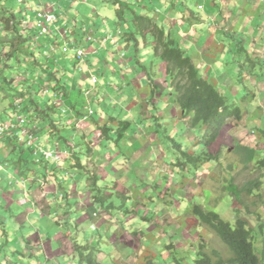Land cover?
<instances>
[{
	"label": "rangeland",
	"instance_id": "obj_1",
	"mask_svg": "<svg viewBox=\"0 0 264 264\" xmlns=\"http://www.w3.org/2000/svg\"><path fill=\"white\" fill-rule=\"evenodd\" d=\"M6 1L16 11L18 17L21 15L23 16L22 18L24 19V21H26V24H28V22L29 24L33 22V16L35 18V15H32L30 9H29L30 14H28L29 11L27 9H24L23 6L26 0L24 2H19L18 0H6ZM58 1L59 0H57V2ZM60 1L61 2L59 7L61 8V11L60 12L58 11L59 7L57 4L56 13H57V18H59L61 22L57 21L56 23L49 25L48 32H42L41 35L37 34L36 38L32 40L30 43V50L34 51L35 54L44 61V63H47L54 73L60 74L64 72L65 69L67 73L71 69L72 72L73 70H75L79 74L80 73L85 74L86 66H87V63L85 62H88V60L85 57L86 60L85 62L83 60L75 62L76 57L73 55V51H72L74 44L72 43L71 38L73 36V33H77V35H80L79 30L82 29V26L84 24H90L95 28L96 26L98 27L103 26L102 30L104 32H109V34L110 33L112 34L113 30L112 29L108 30L107 27V25L109 27L113 26V23L116 20L115 15L113 16L112 6L111 7L106 6L103 4V2H100V0L99 1L93 0L94 2L97 1L96 4L91 3L93 4L92 5L93 12H90L91 11L90 10L87 14H85V17H83L82 15H79L76 11L72 10L73 0H60ZM170 1H174V2L177 1L178 3V0H170ZM194 1H195L194 2L195 6H192V8L190 9L194 11L195 15L200 14L201 16L202 15L204 16L203 17L204 22H202L204 24H200L199 22H196V24H194L193 27L195 28V30H198V33H201L202 31H204V33L202 34L201 38L200 37L194 38V40L196 41L195 42L194 40H191L186 37L188 35L187 30H190L189 28H187V30H181L182 35L184 34L187 35L183 36V40L180 41V45L184 49L186 50L188 49V51H192L193 49L191 47L192 45L195 44L197 45V47L194 46L197 52L194 51V55L190 54L191 57L193 58L198 56L201 59V61L205 63L206 66L212 68V72H211L212 75L210 74L212 76V80L216 82L218 88L221 91L225 92L231 99H233L237 103L236 105H238L241 108L242 112L248 109V113L244 117L245 118L244 121L248 120L250 123L242 125V123L241 124L237 123L234 118L229 119L227 121V124L223 127L218 139L212 144H210L207 148L203 149V153H206L207 155L211 156V158L209 157L210 159L207 160V163L200 165L196 169L195 171L196 174L188 175L186 173L185 176L182 174V172L170 166L171 165L170 161L174 159V155H173L174 150L171 147L172 145L169 138L175 137L177 139L178 138L177 131L180 130L181 128L183 129V131L188 133L186 126H184V123L180 122L178 118L175 119L176 121H173L172 123L171 121L166 120V123H164L163 127L159 126L157 131L155 130L152 131L153 133H152L151 141L153 143L152 145H155L156 147L153 146L151 150L153 151L152 153H154L155 155L152 156L150 154L145 162L146 164L145 163L143 164L144 166L140 163L141 157L136 160V157L140 156L139 154H141V151L135 154V152L137 151L136 150L137 145H131V143L129 146L125 145L124 138H122L119 141L117 146L116 143H112V142L107 143L108 140L105 138L101 139L100 141L102 142L104 141L102 145L105 146L106 149L105 153H108V156L110 153L117 156L116 157L117 159H115V157H113L112 160L108 159V162L114 167L112 169L113 170L116 169L117 171H111L110 165H107V167L104 168V173L106 175L107 173L106 171H109L110 172L109 174L111 175V179L113 180L114 178L117 179L119 184L118 188H112L113 184L111 183V179H107L106 184L111 188L109 190L106 189V192L112 193V196L114 197V199H116V202H114L116 208H113L112 211L114 214H116L117 217L113 215L112 219L114 218L116 225H118L116 227V230H120V233H114V231L112 230V235L110 239H107L106 235H102V238L100 240L102 244L104 243L108 244L107 241L112 244V245L108 244L109 245L108 247L106 245H101L100 247L101 249L103 247V251H101L102 254L100 255L103 264H122L129 262L142 263L146 261V258H144V256H150V258L154 260L153 261L154 264H167L166 261L170 259V255L168 254L169 251L165 249H166V244L169 243L175 244V247L179 249L177 252H181L182 256L184 257V260L189 261L192 255H195V251L197 250L198 244L201 240L207 242L208 247L220 249L222 251L221 253L223 254V256H225L226 255L225 249L220 245V243H218L217 237L212 232H210L205 226H200L199 219L195 217V214L192 211L194 205H200L203 209H210L218 213L220 212V215L223 219L231 222H234L238 217H244L248 219V221L252 226L257 227V229H258L257 223L261 222L262 224H264V165L262 163L260 164L251 163V166H249V164H245L246 166L248 165L247 169H243L244 164L242 165V162H240V160L244 155L243 153L234 150V146L241 142L247 141V142H251L249 144L252 145L255 144L256 139L254 138V135L251 132V128L252 127L255 128L256 124L254 118L256 116L258 118L257 119L258 126L261 127V129H264V102H262L264 97L261 99L259 98L256 99L255 97V101H253L252 99L254 95L252 94L251 91H248L244 87V85H248L254 88V84L249 79L250 77L249 73L251 74L254 68H255L254 69L255 73L264 75V64L262 63L264 61H261L264 60V53H262V55L259 54L256 58L255 57L256 54H254V50L252 48L254 47V43L251 44L248 43V48L251 49L252 52L248 56L249 57L254 56V59H248V57L243 56L245 54L242 55L239 54V56L238 54H236L235 57H233L234 54L232 56V53L229 50L230 49L229 46H231L230 44L231 42L229 43V39L227 38L225 39L223 36L225 30L236 31L239 36H243L245 31L250 32V30H253L254 27L258 25V23L262 26L263 29L264 0H242V5L246 1H248L250 5L248 8H246L245 6H241V8L238 9L239 12L238 14L235 13L236 8H233L234 10L232 9L231 11L232 15H229L230 18L228 22V24L232 27L231 28L228 27L225 28V30H223L224 26H226L227 24L225 23L223 24L222 21L221 24H223L222 25L223 27H221L220 24L217 23L214 25L216 27L214 31H212V29L207 30V27L209 25L214 24L213 19L211 21H209L208 19L211 13L215 17H217V13H216L217 11H215V9L210 8V5L208 4L209 0H194ZM67 3L68 6L66 7ZM199 3H201V5L202 3H207V5L206 7L201 9V7L198 8ZM223 7L229 8L226 2ZM223 12L224 11L222 9V13ZM185 13H186V17L190 18V14L187 11ZM101 17H106L105 23ZM238 20L242 22V24L240 23L241 25L239 26L236 25L238 24ZM236 27L238 28V30ZM34 28L35 30L40 29L38 26H34ZM3 32H4L3 27L2 24L0 23V36L3 35ZM83 32L84 31L81 30V33ZM260 36L261 34L259 35V37ZM113 37L117 39L116 42H118V46H116L115 49L113 48L114 54L109 55L111 57L109 59V63L112 65V67L106 64L104 66V64L101 63L100 67L95 68L93 70L94 73H91L94 74L96 77L95 82L91 80V74L88 76L90 82L87 83L88 84L87 86L93 88L94 87L101 88L100 89L101 92L99 96L100 102L98 103L96 101L98 96H95L94 100L90 99V93H88V89H86L83 94L84 97H86L87 99H89V101L92 102L94 112H96V110L99 109L100 117H102V120L100 121L101 123L105 122L104 119L105 115L109 116L111 115L112 112L115 113L114 116H117V118L121 120H128L126 111H122L121 109L115 110L114 107L117 105L118 102L117 100L125 99L126 96H128V98L132 97L131 99L137 101L136 99H138V96L139 95L142 96L143 89L141 88V85H146L147 87L150 85L144 82L143 83L138 82V80L141 79V77L138 75L140 73H138L137 71L141 72L140 70L142 67H146L149 71H151L152 65L150 64L156 58L153 55L151 49L144 50V47L142 46L141 48L142 59L140 58L142 66L141 64H138L141 67L137 68L136 63L131 61V64L128 65L129 67L125 69L124 66L126 64L123 63L126 61L128 62L130 61V59H132L133 49L130 48V52L128 53L126 47L119 46L121 45L120 41L123 42V40L115 35H113ZM65 38H68V40H66ZM217 41H219V43H223L227 47V50L223 51L219 46L216 47L215 45L217 44ZM70 42L71 45L67 47V45ZM257 45L258 44H255V46ZM63 46H66L70 50L63 51ZM142 49L145 52L142 51ZM122 51H124L125 55L120 54V52ZM216 51L218 52V55L217 56L215 55L214 58V54ZM72 58L74 60V64L72 63L73 62ZM253 60H255L254 63ZM64 61L66 62V65L61 64V62ZM53 66L60 69V71L56 72ZM156 67L161 68L160 75L162 74V78H163V79L160 78L157 83L159 84L160 87H163L165 85L168 88V92H169L170 89L165 81L166 78L162 71L163 62L157 59L156 64L152 66L154 72L158 71ZM201 67L200 70L203 73H205L206 68L205 67L201 68ZM37 70H41V69L37 67ZM72 72L70 71L71 74ZM120 72L123 73L122 75L128 76V79L126 78L127 84L123 86H121L122 84H120L121 88L119 91L121 93L117 94L116 92L118 88L117 85L120 81L118 73ZM224 72L228 73L229 80L231 81V83L226 87L222 86V84H224L222 81L224 80L221 79L224 77V76L222 77V73ZM39 76L43 78L42 75ZM157 77H158V72H157ZM17 78L20 79L21 76H18ZM241 78L242 81H239V79ZM256 79H258V77H256ZM110 80L112 81V83H109ZM154 80L155 82L157 81V79ZM38 82L33 81V86L29 89L32 91L35 85L36 86L38 85ZM130 82L131 84H129ZM42 84H43L42 87L44 86L43 89L45 88V86L46 87L49 86L48 82H45L44 80ZM54 86L58 88V85L55 84ZM126 86L128 87L127 89H130L131 91L126 92L127 89H123ZM233 87L235 88L236 93L235 91L231 92ZM149 88L150 89H149L148 97H151L150 96L151 87ZM132 90L134 91V93L137 92V96L134 95V93H132ZM77 96L79 97V94H77ZM159 96H162L161 98L163 97L167 98L169 95H165L164 93V94H160ZM68 97L69 96H66L65 98L60 97V102L61 104H63L62 106H66L70 104L69 101L67 100ZM57 99H59V97ZM139 100H141V97L139 98ZM82 101L83 100H80L79 103H81ZM126 101H127L126 105L128 106L129 99H125V102ZM154 101L158 102L157 98H155ZM261 104L263 105V108ZM160 105L162 104L160 103ZM152 109L154 110L153 103H150L148 111L151 112ZM103 112H107V114L102 116ZM11 113L12 112L10 110L9 113L1 112L0 117L1 115H3L4 117L3 120L7 119V122L9 123L16 122V115L10 116ZM170 113L175 114V110L174 109L171 110ZM146 115L150 116V114H146ZM154 120L155 118L154 119L151 118V121ZM107 125L113 126V124L111 123H107ZM136 126L138 127V125ZM160 128L162 130H159ZM68 129L69 130L66 131L67 133L72 131L73 124L71 126L70 124H68ZM95 131H98L97 135L99 136L100 129H97ZM126 131L127 129L125 130V132ZM255 131L256 134L260 137V141H261V145H259L261 146V148H259L258 152L264 155V136L260 130L255 129ZM133 134L134 133H131L130 135L133 136ZM41 135L42 137H46V135L43 134ZM141 137L142 135L138 134L137 138L141 139ZM180 137L182 139H185L184 136H182V134L180 135ZM165 138L168 140H166ZM93 142L96 145L94 146L95 150H98L101 146V143L96 140H94ZM159 142H161V144ZM137 144L139 145L140 142H138ZM106 145L108 146L107 148ZM157 146H160L162 152L161 150H158ZM167 152L168 154L170 152V154L166 155ZM100 153L102 154V151H100ZM206 154L205 156H207ZM213 155L214 157L216 156L217 157L214 158ZM257 157L259 158L260 156L258 155ZM0 158H1V152H0ZM6 158H8L11 163L12 161L18 160L17 156H14L13 153H10L9 156H6ZM103 159L104 157L101 156V161ZM116 161H118L117 164L115 163ZM230 163L233 164V167H230ZM15 164L16 165L14 166L13 163L12 164L8 163V165H11V167L14 166L13 169L11 170L14 171L13 175L16 177V178L11 177V179L9 178V180L6 179V182L4 181L3 184H6L9 188L11 187L12 184L27 183V185L30 186L31 184H29L30 182L28 180L37 179V176L40 175L39 165H37L36 163L34 164L33 161L31 160L28 161L27 164L29 170L23 168L26 165L25 163H23V161H21L18 164L17 163ZM140 164L143 166V168L138 167ZM239 165L240 167H238ZM123 166L125 167L134 166L136 172H127V170L125 172L124 171L125 167ZM145 166L148 167V168L146 167L147 168L146 170L144 168ZM18 167H22L21 168L22 171H18ZM166 168H168V171L166 170ZM71 169L73 170L72 172L73 175L68 174L66 170L65 171L61 170L57 172L55 179H57L58 182H62V184L73 183V186L75 184L80 185L83 179L82 178L83 175L80 173L82 167L74 166ZM104 173L100 174L99 176L100 180L103 179ZM147 173H149V175ZM200 175L205 177V180L200 179L201 178ZM22 177L24 178V181L20 180V178ZM52 177L54 178L55 175H52ZM145 179L147 184H144L142 181ZM257 179H260V184L257 188H254L252 193L248 194L244 190H239V188L241 189V187L245 185L248 181H258ZM15 180H17V182ZM230 183L237 186V190H239L238 193L234 192L236 190L230 186ZM36 184L37 181L34 182V185ZM155 184H161V186L154 187ZM163 184L164 185L168 184L169 187L170 184H172L173 191L168 189L169 187L167 185H165L163 189L162 188ZM178 184L181 187L183 184H185V186L181 188L180 186H178ZM203 187L208 189V191L205 190ZM179 188H181L180 194H178L177 192ZM200 188H203L202 191L199 190ZM77 192L82 193L83 191L82 189H79ZM86 192L88 196L87 197L88 201L86 202V204H89L91 203L89 202L90 193L88 189H86ZM128 198L130 200H128ZM139 198L140 200L142 199L140 203L138 200ZM130 201L131 204H129ZM126 203L128 205H126ZM11 205H16V204H11ZM131 206L136 207L134 213H132L131 211L132 209ZM13 207L19 209L17 206L16 207L13 206ZM178 207L179 208L181 207L182 215L175 210ZM234 209L237 211V213L235 212ZM1 210L5 212L4 209ZM58 210H60L58 212L59 220H62V217L65 214V210L63 207H61ZM80 213L81 212L76 211L75 214L70 219L72 223H68L67 225L61 224L60 230L66 232L68 231L67 227H69L71 233H81L80 238H82V234L87 233L83 231L84 228L87 227V229L88 228L90 229V227L88 226L91 222L90 219H88L87 222L75 225L74 224L76 220L75 218L78 216L77 214ZM99 215H100L99 217L97 216L98 218L94 217L95 222L98 220H102L103 216L101 214ZM127 215L133 216V218H135L136 216L143 217V215H145L148 220L140 221L138 224L133 222L132 225L138 226L137 227L138 229L132 230L128 226L129 221L126 218ZM27 226L28 228L30 227L28 223ZM119 226H124L126 232H128V237H126L125 232L122 231L121 229L122 227L120 228ZM130 231L133 232L137 231L138 237L132 235L133 232ZM91 235L92 234L87 233V237H89V240L91 237L92 238L94 237ZM113 236H115V239H113ZM127 240L130 241V244H133L130 247L132 255L125 254L126 248L123 247L124 246L123 243L124 241ZM148 240L149 241L151 240V244H149ZM134 243L136 244L134 245ZM257 250L259 251L264 250V235H262L261 239L259 240V244L257 245ZM2 263L4 264V261H2Z\"/></svg>",
	"mask_w": 264,
	"mask_h": 264
},
{
	"label": "crops",
	"instance_id": "obj_2",
	"mask_svg": "<svg viewBox=\"0 0 264 264\" xmlns=\"http://www.w3.org/2000/svg\"><path fill=\"white\" fill-rule=\"evenodd\" d=\"M127 1H129L130 4L134 8H136L137 11L144 12L150 9L153 10L152 12H153L154 18L156 19V22L159 25L165 27L167 30H169L172 36L178 38L179 41L183 40V36L187 35V34L182 35L181 30H187V28H189L190 30H187L188 35L186 37L191 40H194V38H197V37L201 38L202 34L204 33V31H202L201 33H198V30H195V28L193 27L194 24H196V22H199L200 24H204L202 23L204 22V19H203L204 16L203 15L201 16L198 13H197L198 15H195L194 11L192 10V14H194L195 16L194 18L198 17V19L194 20L193 17L187 18L186 13H185L186 11L184 12V10H186L187 8L190 9L192 8V6H195L194 0H182V1L178 0V3L177 1L174 2L170 0H127ZM60 2H61L60 0L58 2L57 0H26L23 6H24V9H27L29 11L28 14H30V10H31L32 15H35V10L39 4L46 3V5L48 6L51 5L53 8L56 9L57 8L56 5L58 4V7H59ZM72 2H73L72 10L76 11L79 15H82L83 17H85V14H87L90 10H91L90 12H93V8H92L93 4L91 3H95V4L97 3V1L94 2L93 0H73ZM100 2H103V4L106 6H109V7L112 6L113 16L115 15V19H116V11H115L116 5L112 3L113 0H100ZM208 2H209L208 4L210 5V8L215 9V11H217L216 12L217 17H215L211 13L208 19L209 21H211L212 19L214 20L213 22L214 24H211L207 27V30L212 29V31L216 29L214 25L217 23L220 24L221 27H223L222 25L224 23L227 24L226 26H224L223 30H225V28H228V27L231 28L232 26H230L228 22L230 18L229 15H232V12H231L232 9L236 8L235 13L238 14L239 13L238 9L241 8V6H245L246 8H248L250 5L248 1H246L247 3L245 2L242 5V0H209ZM225 2L229 6V8L223 7L225 5ZM206 5L207 3H202V5L201 3H199L198 8L201 7V9H203L204 7H206ZM67 6H68V3L66 7ZM222 9L224 11L223 13H222ZM58 11L59 12L61 11L60 7L58 8ZM101 18L105 23L106 17H101ZM222 21H223V24H221ZM59 22H61L60 19H59ZM240 23L242 24V22L238 20V24L236 25L239 26L241 25ZM29 25L32 30L35 29L34 26H36V19L34 18V16H33V22ZM89 25L90 24H84L82 26V29L79 30L78 28L80 35H77V33H73V36H72V38L75 39L77 46L82 47L84 51L87 52L88 62H87L85 74H81V73L79 74L75 70H73L72 72L71 69L70 71L72 72V74L70 73V71L66 73V69H65L64 71L65 79L63 80V82L65 83V86L67 87L66 96H69L67 100L69 101L70 104L63 106V108H64V115H65L64 118L66 122H68L70 126L73 124V130L70 131L69 133L66 132V135L69 138V140L72 143H74V145L72 143L71 144L73 145L74 149L78 151L79 159L82 161L83 164L88 165V167L90 168H94L96 172H98L99 174H103L104 168H106L107 165H110L111 171H117L116 169L113 170L112 168L114 167L108 162V159L112 160L113 157L117 159L116 158L117 156L111 153H110L111 155L109 154L108 156V153H105L106 152L105 146L102 145L104 141L103 142L100 141L104 137L98 136L97 135L98 131H95V130L100 129V127L107 122V119H108V123L115 125L116 124L115 121L110 119L111 116L115 117L114 116L115 113L112 112L111 115L108 116V115H105L107 114V112H103L102 116L105 115V118H104L105 122H102V123L100 122L102 120V117H100L99 109L93 113L92 117L82 119V114H84L86 111V97H84L83 94L86 89H88V91L91 90L90 99L94 100L95 96H98L96 101L98 103L100 102L99 96H100L101 88L100 87L93 88V87L87 86L88 85L87 83L90 82L88 76L91 73H94L93 70L97 67H100L101 63H103L104 66L106 64L112 67V65L109 63V59L111 58L109 55L114 54L112 43L114 39L115 40L117 39L114 37L106 38V32L102 30L103 26L102 27L96 26L95 28L92 25H90L89 27ZM107 27H108V30L109 29L113 30L112 35H115L118 37L117 31L123 30V28L125 27V23L123 22L122 25H113L111 27L107 25ZM81 30H83L84 32L81 33ZM35 31L37 32V30ZM246 32L247 31L244 32L243 38L249 44L254 43V51H255L256 56L257 54L259 55V54L264 53V28L262 29V26L258 23V25L255 26L253 30H250V32H247V33ZM260 34L261 36L259 37ZM223 36L226 39L225 33ZM120 44L121 45L119 46L124 47V43L122 41H120ZM255 44H258V45L255 46ZM194 46L197 47L196 44L192 45L191 46L193 48L192 51H188L187 49L188 54L194 55V51L197 52ZM215 46L216 47L219 46L223 51L227 50V47L223 43H219V41H217V44ZM130 48L133 49L132 59H130V61L128 62L126 61L127 63L126 62L123 63V64H126L125 66L123 65L125 69L129 67L128 65L131 64V61L135 62L136 66L138 67L139 66L138 64H140L139 61H141L140 58L142 59L140 48L138 49V51L136 50L134 51V47H131L130 45V47L126 48L128 53L130 52ZM145 49L150 50V47L149 46L144 47V50ZM144 50L142 49V51ZM230 52L232 53V56H233V52L231 50ZM215 55L216 56L218 55L217 51L214 54V58H215ZM193 59L199 68L200 74L204 77H207L213 83L216 84V82L212 80V76H211L212 68H209L208 66H206L205 63L201 61V59L198 56L193 57ZM72 61H73L72 63L74 64L73 58H72ZM61 64L66 65V62L65 61L61 62ZM154 64H156V59L154 60ZM200 67L206 68L205 73H203L200 70ZM156 69L158 71L154 72V79H157L156 81L157 83L160 78L161 79L163 78H162V74L160 75L161 68L156 67ZM254 69L252 70V73L250 74V77H249L250 81L254 84V88L248 85H244V87L248 91H251L252 94L254 95L252 99L253 101H255V97L256 99L257 98L261 99L264 97V83H261L263 82L262 80H264L263 78L264 75L255 73ZM137 72L140 73L138 75L142 79V80L139 79L138 82L139 83L144 82L148 84V82L146 81V77L144 75L145 74L144 71L143 72L137 71ZM157 72H158V77H157ZM122 74L123 73L121 72L118 73L120 81L117 85L118 86L116 90L117 94L121 93L119 91L121 88L120 84H122L121 86L127 84L128 76H125ZM222 77L223 78L221 79L224 80L222 81L224 83L222 84V86H225V87L228 86L231 83V81L229 80L228 73L226 72L222 73ZM256 77H258V79H256ZM239 81H242V78L239 79ZM109 83H112V81L110 80ZM129 84H131V82ZM127 88L128 87L126 86L123 89H127ZM141 88L143 89L144 96L143 94L142 96L139 95L138 99H136L137 101H135L134 99H131L132 97L128 98V96H126L125 99H129L128 106L126 105L127 101L125 102V99H121V100H117L118 101L117 105L114 108L115 110L121 109L122 111L127 112L126 115L128 116V121L130 122V128H128L124 134V137H123L125 140L124 144L127 146H129L130 143L131 145H137V149H136L137 151L135 152V154L139 153L140 151H141V154H139L140 156L136 157V160L141 157L140 163L143 165L146 162L150 154L152 156L155 155L154 153H152L153 151L151 150L153 146L156 147L155 145H152L153 144L151 141L152 133H153L152 131L154 130L157 131L159 126L163 127L164 123H166V120H169L172 123L173 121H176L175 119L178 118L180 122L184 123V126H186V129L188 127V124L184 119L180 118L181 112H179L178 107L173 105L172 96L170 95V92H171L170 88L168 92V88L165 85L163 87L159 86L160 90L162 91L161 92L156 91L154 93L153 99L157 98L158 102L152 101L154 103L153 104L154 110L152 109L151 112L148 111V108L151 102L146 103L144 100L145 98L148 97L150 88L149 86L147 87L146 85H141ZM128 91H131V90L127 89L126 92ZM233 91H235L236 93V90L234 87L231 92ZM132 93H134L133 90H132ZM164 93L165 95H169V96L167 98L166 97L161 98L162 96H159V95L164 94ZM77 94H79V97L77 96ZM134 95L137 96V92H135ZM140 97H141V100H139ZM80 100H83V101L79 103ZM262 102H264V99L262 100ZM160 103L162 105H160ZM90 104H91V107L93 108L91 101H90ZM173 109L175 110V114L170 113L171 110ZM146 114H150V116ZM154 114L158 116V121L161 123H157L155 120L151 121V118L152 119L155 118L153 117ZM254 119H255V124H256L258 121L256 118ZM247 123H250V122L247 121ZM136 125H138V127ZM161 128L159 130H162ZM68 130L69 129L67 127V131ZM131 133H134L133 136L130 135ZM34 134H35L34 136L36 137L37 141L46 147L56 146L58 148H67L66 143H64L63 140L56 142V137L54 136H49V135H46L44 133H39V132H35ZM41 134L46 135V137H42ZM138 134L142 135L141 139H138L139 137L137 138ZM181 134L182 136H184L185 139H182L180 137ZM189 134L191 133L190 132L186 133L181 128L180 130L177 131V135L179 138L177 139L183 142L185 141L188 142ZM94 140L101 143V146L100 148L98 147L99 148L98 150H95L94 146L96 145L93 142ZM76 142L80 143V146L77 145ZM111 142L115 143L112 139H109L107 141V143H111ZM138 142H140L139 145L137 144ZM83 143H86V145H84ZM118 143H116V146L118 145ZM159 143L161 144V142ZM86 146L88 147L89 150H87ZM107 147L108 146L106 145V148ZM157 147H158V150H161L162 152V149L160 148V146H157ZM9 148L10 146H9L7 139L5 137H0V152H1V158H3V159L0 158V264H3L2 261H4V264H77L78 259H77L76 253L73 250L75 242L81 241L82 243L85 241H89V242L96 241L100 246L106 245L108 247L109 245H112L108 241L107 243L109 245L106 243L102 244L100 240L102 238V235H106L107 239H110L112 235V230L114 231V233H120V230H116V227L118 225H116L114 218L112 219L113 215H115V217L117 216L116 214L113 213V211H111L109 214L100 213L103 216L102 220H98L95 222L94 217H97V216L99 217L100 215L94 214L93 216H89L87 214L86 207L89 206L90 203L86 204V202L88 201L87 200L88 196L86 192L87 184L85 182V178L82 177L83 179L80 185L75 184L74 186H73V183L62 184V182H58V180L55 179L57 172L61 170H64V171L66 170L68 174L73 175L72 173L73 170L71 168L74 166V163L76 162L74 161V156H72L71 154L65 155L59 165L53 164L52 166L51 162L50 163L42 162L41 165L40 163H38L37 165H40L41 167H39L40 175L37 176V179L28 180L30 182L29 184H31L30 186H28L27 183L26 184H12L11 185L12 190H11V187L9 188L6 184H3L4 181L6 182V179L9 180V178L11 179V177L16 178L13 175L14 171L11 170L13 169L14 166L11 167V165H8L9 162L6 160V156H9L10 154L9 151L11 150ZM100 151H102V154L100 153ZM169 154L168 152L166 153V155H169ZM14 156H16V154H14ZM101 156L104 157L102 161H101ZM22 158H25V154H23ZM117 162L118 161H116L115 163L117 164ZM141 164L138 167L143 168L144 165L142 166ZM146 167L147 166L144 167L145 170L148 168ZM126 170L127 172H136L134 166L125 167L124 171L126 172ZM166 170L168 171V168H166ZM18 171H22V169ZM106 172H107L106 175L104 173L103 179L101 180L103 185L104 184L106 185L107 179H111V175L109 174L110 172L109 171H106ZM147 174L149 175V173ZM52 175H55V177L53 178ZM146 179L142 180L144 184H147ZM20 180L24 181V178L22 177L20 178ZM34 180L37 181L36 185H34V182H35ZM15 181L17 182V180ZM57 183H60V184H57ZM111 183H113L112 188H118L119 184H118L117 179L115 178L114 180L111 179ZM165 185L168 186V184H165ZM165 185L164 184L162 185L163 189ZM156 186H161V184H155L154 187ZM178 186L180 185L178 184ZM184 186L185 184H183L182 187L181 186L180 187L183 188ZM181 188L177 190L178 194H180ZM203 188H200L199 190L202 191ZM79 189H82L83 192L78 193L77 191ZM168 189L173 191V185L170 184V187ZM204 189L208 191V189L206 188ZM129 198L128 200H130ZM112 199L116 202V199H114L113 196H112ZM138 200L140 203L142 199L140 200L139 198ZM131 201L129 204H131ZM11 204H16V205H11ZM126 205L128 204L126 203ZM13 206L15 207L17 206L19 209L14 208ZM61 207L64 208L65 214L62 217V220H59L58 212L60 210L58 209H60ZM131 208H132L131 209L132 213H134L136 210V207L131 206ZM1 209H4L5 212L2 211ZM175 210L179 214L182 215L181 207L180 208L178 207ZM76 211H79L81 213L77 214L78 216L75 218L76 220L74 224L75 225L81 224V223L87 222V220L90 219L91 223L88 226L90 227V229L89 228L87 229L86 227L84 228L83 231L92 234L91 236H94L93 238L91 237L92 239L90 238L89 240V237H87V233L82 234V238H80L81 233H71L69 227H67L68 231L66 232H64L63 230H60L61 224L67 225L68 223H72L70 219L72 218V216L75 214ZM126 218L129 221L128 226L132 230L138 229L137 228L138 226L132 225L133 222L138 224L140 221L148 220L145 215H143V217L136 216L135 218H133V216L127 215ZM27 223L30 225L29 228L27 226ZM119 227L120 228L122 227L121 228L122 231L125 232L126 237H128V232H126L124 226H119ZM130 232H133V231H130ZM134 236L137 237V235H134ZM113 239H115V236H113ZM135 244L136 243H134V245ZM149 244H151V240L149 241ZM123 245H124L123 247L126 248L125 254L130 255L131 254L130 247L133 244H130V241L127 240V241H124ZM174 247H175V244H174ZM175 250H179V249L175 247ZM6 252L8 255L6 254ZM101 254L102 253L100 252L98 255L100 260H101L100 258Z\"/></svg>",
	"mask_w": 264,
	"mask_h": 264
},
{
	"label": "trees",
	"instance_id": "obj_3",
	"mask_svg": "<svg viewBox=\"0 0 264 264\" xmlns=\"http://www.w3.org/2000/svg\"><path fill=\"white\" fill-rule=\"evenodd\" d=\"M112 3L116 5V20L113 25L125 23V27L118 34V38L123 40L124 47L128 48L133 45L134 51H138L142 46H149L156 57L155 59L163 62L162 71L166 78L165 81L171 89L172 103L181 112L180 118L188 121L187 129L191 133L190 136L188 135L189 143L187 144L174 137L169 138L175 151L174 154L177 155L174 165L190 172L193 167L211 158L203 153L202 149L207 148L218 139L227 121L232 118L242 121L248 111L242 112L241 108L236 105L237 103L221 91L217 84L200 74L194 59L180 45L181 40L173 37L169 30L156 22L153 10L137 11L127 0H113ZM185 11L190 14V18L198 19V17L194 18L191 9L187 8ZM22 17V15L17 16L16 11L6 0H0V23L4 31L0 36V113H9V110L22 112L28 118L26 125L28 128L30 127L29 133H44L56 137L58 141L63 140L69 145L71 155L76 160L74 166L82 167L83 170L81 169L80 173L87 181L91 202L86 207L87 214L89 216L100 213L109 214L113 208H116L112 193L106 192V189L109 190L110 187L100 183V177L94 168L82 163L78 151L72 147L74 143L65 135L68 122L64 118L60 102V97H65L67 94V87L63 82L65 73H54L47 63H44L34 51L30 50V43L36 38L38 32L35 29L32 30ZM224 33L229 39V43L231 42L229 48L234 57L236 54H245L243 56L248 59H254V56H248L252 52L243 36H239L236 31L225 30ZM252 48L254 50V47ZM257 56L255 57L257 58ZM254 62L255 60H253ZM139 63L142 66L141 61ZM262 63L264 64V62ZM150 65L153 66L154 61ZM152 66L151 71L146 67H142L140 70L144 71L146 81L151 87V97L144 99L146 103H153L154 93L162 91L153 78L154 69ZM37 67L41 70H37ZM53 67L56 72L60 71L57 67ZM16 75L21 78H17ZM39 75H42L43 78ZM43 80L49 85L44 89V86L42 87ZM33 81L39 82L31 91L29 88L33 86ZM55 84L58 85V88L54 86ZM58 97L59 99H57ZM153 117L157 123H161L156 114ZM110 119L116 124L107 125V119V122L100 127L99 136L118 143L123 138L125 130L130 128V122L121 120L117 116H111ZM6 121L7 119L3 120V115H1L0 122ZM1 137L7 139L11 149L9 153L16 154L18 158L17 161H12L14 166L15 163L23 161L26 164L23 168L29 170L28 151L15 142L16 138L13 134L6 131ZM76 144L80 146V143L76 142ZM83 144L86 145V143ZM199 146L201 147L200 151L193 149ZM87 150H89L88 147ZM23 154H25V158H22ZM252 156L253 154L250 155L251 158ZM6 160L12 164L9 159L6 158ZM40 165L39 167H41ZM21 168L18 167V170ZM230 186L236 190H233L234 192L238 193L239 190H244L250 194L259 184L250 181L239 190L234 184H230ZM192 211L199 219L200 226H205L217 237L218 243L224 247L226 255L223 256L220 249L208 247L207 242L201 240L195 255H192L188 261L184 260L181 252L175 250L174 244L169 243L166 244L165 249L169 251L170 255V259L166 261L167 264H264V250H257L259 240L264 235V224L257 223V229L244 217H238L234 222H231L223 219L218 212L203 209L200 205H194ZM235 212L237 213L236 210ZM133 235L138 237V232L134 231ZM100 247L96 241L75 242L73 250L78 259L77 264H103L98 257L99 253L103 251V247L102 249ZM144 258L146 261L142 263L122 264H154V260L150 256H144Z\"/></svg>",
	"mask_w": 264,
	"mask_h": 264
},
{
	"label": "clouds",
	"instance_id": "obj_4",
	"mask_svg": "<svg viewBox=\"0 0 264 264\" xmlns=\"http://www.w3.org/2000/svg\"><path fill=\"white\" fill-rule=\"evenodd\" d=\"M19 2H24V0H18ZM42 11H51L52 13H54L55 14V16H56V18H55V20H54V22L53 23H51V24H54V23H56L57 21H59V18H57V13H56V9L55 8H53L51 5L50 6H48V5H46V3H42V4H39L38 6H37V8H36V10H35V19H36V26H38V21H39V19L40 18H38V13L39 12H42ZM51 24H49V25H51ZM49 25H48V28H47V31H45V32H48L49 31ZM39 28H40V26H38ZM37 32H38V35H41L42 34V31H41V29H39V30H37ZM63 32H65V31H63ZM121 31H117V34H119ZM106 38H113V35L110 33L109 34V32H106ZM66 40H68V38H65ZM71 40H72V43L74 44V47H73V49H72V51H73V55L76 57V60H75V62H78V61H81V60H83L84 62L86 61L85 60V57H86V59H87V53L84 51V49L82 48V47H79V46H77V44H76V42H75V39L73 40V38H71ZM71 45V42L69 43V46ZM116 46H118V42H116V40L114 39L113 40V43H112V47L115 49V47ZM63 48H64V46H63ZM67 50H70V49H67ZM66 50V51H67ZM78 50H81L82 51V59H80V57H78V55H77V51ZM64 51V50H63ZM120 54L121 55H125L124 54V51H122V52H120ZM85 63H87V62H85ZM249 75H250V73H249ZM92 76H94L95 77V75L94 74H91V80H92ZM96 78V77H95ZM93 81V80H92ZM263 81V80H262ZM94 82V81H93ZM264 82V81H263ZM88 93H90L89 91H88ZM254 97V96H253ZM63 98H65V97H63ZM87 99V98H86ZM231 99V98H230ZM231 100H233V99H231ZM63 105V104H62ZM260 106V105H259ZM62 108H63V106H62ZM255 108V107H254ZM263 108V107H262ZM247 111H248V109H247ZM20 114V115H22L23 117H24V123L23 124H21V125H19V126H17L18 125V121H17V114ZM63 113H64V108H63ZM93 113H94V111H93V108L91 107V104H90V101H89V99H87V101H86V111H85V113L84 114H82V119H86V118H90V117H92V115H93ZM12 115H16V122H0V124H2V125H4V124H9V125H16L15 127H9V128H7V129H5L4 131H2V133H0V137L7 131L9 134H15L14 136H15V138H16V143H18L20 146H23V148H24V150H27L28 151V153H29V157H28V159L30 158V160L32 161L33 160V163L35 164H38V163H40V164H42V162L43 163H53V164H56V165H59L60 163H61V161H62V159H63V157L65 156V155H67V154H71V152H70V146L69 145H67L66 144V146H67V148H58V147H56V146H51V147H46V146H44V145H42L40 142H38L37 141V139H36V137L34 136L35 134H33V133H29V131H30V127L28 128L27 127V125H26V123H28V119H27V117H26V115L24 114V113H22V112H14V111H12V113L10 114V116H12ZM256 119H258L257 118V116L255 117ZM244 119L245 118H242V121H236V119H235V121L237 122V123H242V125H244V124H247V121L248 120H245L244 121ZM186 122H187V124H188V121L187 120H185ZM227 124V123H226ZM225 124V125H226ZM188 128V127H187ZM255 129H258V130H260L261 132H262V134H263V136H264V129H261V127H259L258 126V122L256 123V125H255V128H251V132H252V134L254 135V138L256 139V141H255V144L254 145H252V144H249V143H251V142H241V143H238V144H236L235 146H234V150L235 151H237V152H241V153H243V157L241 158V160H240V162H242V165H243V169H247V166L245 165V164H249V166H251V163H258V164H260V163H262L263 165H264V155H262V153H260V152H258V150H259V148H261V146H259V145H261V141H260V137L256 134V131H255ZM29 135H31L32 136V145L31 146H27L26 145V141H27V138H28V136ZM175 138V137H174ZM176 139V138H175ZM176 140H178V139H176ZM60 141V140H59ZM181 141V140H180ZM56 142H58V140L56 139ZM183 143H185V144H187V143H189V142H183ZM70 144H71V142H70ZM171 145H172V143H171ZM239 146V147H238ZM38 147H41V148H43V149H47V150H50V151H52L53 153H55L56 155H58V159H52V160H45L43 157H41V155L38 153ZM72 147H73V145H72ZM172 147V146H171ZM74 148V147H73ZM173 148V147H172ZM195 151H200L201 150V147L199 146V147H195V148H193ZM203 149H205V148H203ZM203 149H202V151H203ZM173 150H174V148H173ZM172 150V151H173ZM254 152V153H251V152ZM260 153V154H259ZM253 154V156H252V158L250 157V155H252ZM173 155H174V159L172 160V161H170V166H172V167H174V168H176L178 171H180V172H182V174L185 176L186 175V173L188 174V175H191V174H196L195 173V171H196V169L200 166V165H202V164H204V163H207V161H204V162H201V163H199L198 165H196L195 167H193V169L190 171V172H186V171H184V170H182L181 168H179L178 166H175L174 165V163H175V158H177V156L174 154V151H173ZM218 155H219V152H218ZM260 156L259 158L257 157V156ZM214 156V155H213ZM217 157V156H216ZM249 158V159H248ZM251 158V159H250ZM85 165V164H84ZM262 165V166H263ZM88 166V165H87ZM74 167V166H73ZM230 167H233V164H231L230 163ZM229 167V168H230ZM238 167H240V165L238 166ZM96 171V170H95ZM97 174L100 176V174L97 172ZM201 176V175H200ZM84 177V176H83ZM85 178V177H84ZM194 179V178H193ZM200 179H204L205 180V177H203V176H201V178ZM190 180H192V179H190ZM258 181H253V182H257L258 184H260V179H257ZM85 182H86V184H87V181H86V179H85ZM248 182H250V181H248ZM100 183L101 184H103L102 182H101V180H100ZM115 183V182H114ZM113 184V183H112ZM231 184V183H230Z\"/></svg>",
	"mask_w": 264,
	"mask_h": 264
},
{
	"label": "built area",
	"instance_id": "obj_5",
	"mask_svg": "<svg viewBox=\"0 0 264 264\" xmlns=\"http://www.w3.org/2000/svg\"><path fill=\"white\" fill-rule=\"evenodd\" d=\"M38 26H40V29L42 32L47 31L48 25L53 23L56 16L54 13H52L51 11H42L38 13ZM67 47H69V44L67 45ZM66 46H64L63 50L66 51L68 48ZM78 57H80V59H82V51L78 50L77 52ZM92 80L95 82L96 78L94 76H92ZM17 121H18V125H21L24 123V117L22 115H20L19 113L17 114ZM16 125H9V124H0V133H2V131H4L5 129L9 128V127H15ZM32 136L29 135L26 141V145L27 146H31L32 145ZM38 153L41 155V157H43L45 160H52V159H58V155H56L55 153H53L50 150L47 149H43L41 147H38Z\"/></svg>",
	"mask_w": 264,
	"mask_h": 264
}]
</instances>
